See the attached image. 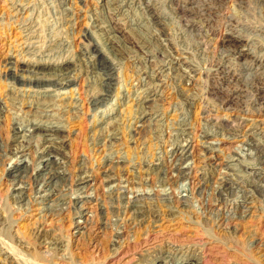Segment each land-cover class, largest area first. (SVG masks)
<instances>
[{"label":"rangeland","instance_id":"obj_1","mask_svg":"<svg viewBox=\"0 0 264 264\" xmlns=\"http://www.w3.org/2000/svg\"><path fill=\"white\" fill-rule=\"evenodd\" d=\"M228 35L264 58V0H0V264H264V70ZM33 60L69 84L4 76ZM41 118L64 148L39 170L14 127Z\"/></svg>","mask_w":264,"mask_h":264},{"label":"bare ground","instance_id":"obj_2","mask_svg":"<svg viewBox=\"0 0 264 264\" xmlns=\"http://www.w3.org/2000/svg\"><path fill=\"white\" fill-rule=\"evenodd\" d=\"M15 2V1H14ZM17 9V8H16ZM62 12V11H61ZM261 36V35H260ZM86 37L88 38L89 36L86 35ZM160 38V37H159ZM211 39V38H210ZM115 40V39H114ZM30 42V41H29ZM220 43H226V42H230L233 43V46L237 49V52L239 53V55L244 58V59H248V61H250V66L254 67V69L257 71L259 69H263L264 70V58H261L260 56L255 55L253 52H250L248 49H245L243 45V42L241 41V39H239L237 36H232V35H228L226 36V38H221ZM237 44H240V46L238 47ZM199 46V45H198ZM33 48V47H32ZM88 48H90L91 52L93 53V60L95 62L96 57L95 55L98 57L97 61L99 62V64L101 65V67L104 69L105 71V75H106V85L109 87V84L111 82V76H112V71H113V66L111 64V62H109L103 55L100 54L99 48L97 45H95L93 42H90L88 44ZM177 48V47H176ZM264 47L261 46V50ZM259 52V51H258ZM30 54V53H29ZM100 56V57H99ZM73 59V58H72ZM243 59V60H244ZM67 61H63L62 63H59V65L57 67L55 66H48V62H43L40 60H33L30 63L18 67L19 69L16 68L18 72H13L7 76L6 74H4V76L6 77H10L12 80H15V82H17L18 84H22V85H26L28 87H32V86H41V85H54V84H64L67 85L69 84L70 80L67 79L65 82H61V80L58 79V77L56 76L55 72H61V74H57V75H62L64 73H66V69L70 68V66L67 65ZM63 64H66L65 66H62ZM51 65H55L53 63H51ZM246 65V64H245ZM247 66V65H246ZM245 67V66H244ZM243 67V68H244ZM66 68V69H65ZM248 68V67H247ZM71 69V68H70ZM188 69V67H187ZM15 70V69H14ZM15 70V71H16ZM246 70H250V69H246ZM262 70V71H263ZM50 71V72H49ZM99 71V70H98ZM53 73V74H51ZM54 76H56V78H54ZM63 76V75H62ZM102 77V76H101ZM146 81V80H145ZM105 84V83H104ZM112 85V83H111ZM100 86V85H99ZM149 90V89H148ZM237 94V93H236ZM262 96L261 98H264V92L261 93ZM107 94L106 93H101L95 95V93H93L92 95H90V102H92V104H95L101 100H104L105 96ZM234 96V95H233ZM237 96V95H236ZM46 103V102H45ZM48 103V102H47ZM143 109V107H142ZM227 109V108H226ZM1 110V109H0ZM143 111V110H142ZM42 118L40 120H32L31 122H29V124H27V127H23L21 126L22 124H20L19 126H15L14 127V133L15 134H19V133H28V135H33V134H38L40 136L41 139L38 146L39 148H41V151L38 152L40 153V159H42L43 157H46V159L43 160H48L46 161L47 163L42 164L41 168L39 170H41L44 167H50V165H58V161L56 162V160L61 161V148H64V142H63V125L60 126L59 123H55L50 121L49 119H44V121ZM25 125V124H24ZM158 126V125H157ZM13 131V130H12ZM24 133V134H25ZM16 136V135H15ZM20 137H22L21 135H19ZM38 136V137H39ZM23 138V137H22ZM16 140V139H15ZM59 140V141H57ZM20 141V140H19ZM20 146H21V142ZM16 146V145H15ZM1 147V146H0ZM6 147V146H5ZM17 149V147H15ZM180 148V153L181 154L184 151V147L183 146H179L177 148V150ZM22 151V150H21ZM7 153V152H6ZM172 153H174V151H172ZM184 153V152H183ZM177 154V152H176ZM21 155V153H20ZM39 155V154H38ZM177 156V155H176ZM179 156V155H178ZM182 157V156H181ZM178 158V157H177ZM37 159V158H36ZM175 159V158H174ZM42 160V161H43ZM63 160V159H62ZM177 161V160H176ZM34 162V161H33ZM29 165V164H28ZM26 164H25V167ZM147 168V167H146ZM176 168V167H175ZM39 170L35 171V174H30L28 175V177H31L32 180L38 184H41V187L46 183V181L48 180H54V179H62L63 180V174L60 171L57 170H53V171H49L47 173V177L46 178H42L39 179L40 176V172ZM51 170V169H50ZM177 170V169H176ZM182 171V170H181ZM18 172V171H17ZM19 174V172H18ZM179 174V173H178ZM31 175V176H30ZM171 175V174H170ZM87 176V175H86ZM21 177V176H19ZM25 177V176H24ZM12 178V176H11ZM24 180V179H23ZM31 180V181H32ZM230 180V179H229ZM19 181V179L17 180ZM20 182V181H19ZM86 182L85 179H83V177H78V181L76 182V185H82L84 186V183ZM17 184V183H16ZM21 184V183H20ZM19 183L17 184V189L15 191V193L17 192L18 194L21 193L22 189ZM40 192L42 191V188H39ZM36 192V191H35ZM59 193V192H58ZM190 193V192H189ZM55 194V193H54ZM200 194V193H199ZM23 195V194H22ZM19 196V195H18ZM41 196V195H40ZM47 196H49V193H44L42 194V198H46ZM140 197V196H139ZM120 198V197H119ZM20 199V198H19ZM76 199V197L74 198ZM185 199V198H183ZM65 200V199H64ZM135 200V199H134ZM187 200V199H186ZM56 201V200H55ZM177 202L179 203H184L183 200H179L177 199ZM69 203V202H68ZM76 203V202H73ZM187 204V203H186ZM207 205V204H206ZM55 210V209H54ZM214 216V215H213ZM85 220V219H84ZM44 236V235H43ZM46 237V236H45ZM41 238L42 241L46 244H51L53 246L54 249L59 250L58 246L60 244V239L55 238L54 240H47V238ZM53 239V238H52ZM41 243V242H40ZM61 247V246H60ZM64 247V246H63ZM52 248V250H54ZM55 250V251H56ZM1 251V250H0ZM6 251V250H5ZM7 252V251H6ZM6 252H2L3 254ZM5 255V254H4ZM7 255V254H6ZM4 259H10V261L12 263H17L15 259H13L11 256H4ZM191 261V260H190ZM189 261V262H190ZM253 261V260H252ZM188 262V261H187ZM186 261H184L183 264L187 263ZM192 264V263H191ZM195 264V263H194Z\"/></svg>","mask_w":264,"mask_h":264}]
</instances>
